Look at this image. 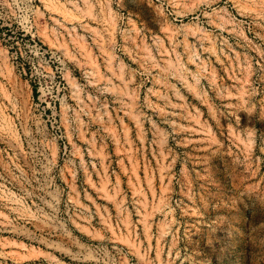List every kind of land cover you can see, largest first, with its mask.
<instances>
[{"label":"rangeland","instance_id":"1","mask_svg":"<svg viewBox=\"0 0 264 264\" xmlns=\"http://www.w3.org/2000/svg\"><path fill=\"white\" fill-rule=\"evenodd\" d=\"M0 264H264V0H0Z\"/></svg>","mask_w":264,"mask_h":264}]
</instances>
